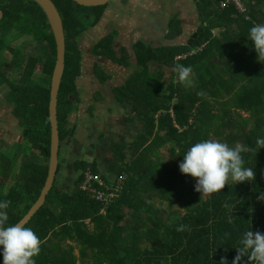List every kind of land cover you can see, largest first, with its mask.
Here are the masks:
<instances>
[{"label": "trees", "instance_id": "trees-1", "mask_svg": "<svg viewBox=\"0 0 264 264\" xmlns=\"http://www.w3.org/2000/svg\"><path fill=\"white\" fill-rule=\"evenodd\" d=\"M50 1L64 27L66 44L56 104L60 148L74 137L68 123L74 106L71 97L77 93L76 81L82 72L80 41L108 5L85 8L72 0ZM253 2L246 1L250 19L244 20L234 7L220 9L219 0L198 1L206 26L202 25L190 46L134 45L135 70L115 90L117 101L132 107V121L143 125L132 143L120 147L116 143L112 151V171L115 177L126 176L125 191L106 207L79 192L86 170L103 175L95 163H76L80 176L73 194L57 188L54 179L42 208L24 226L32 228L41 241L40 252L33 257L36 264H232L242 232L249 228L264 232V200L257 199L264 192V147L256 145V138L264 137V57H257L247 37L253 23H264V0ZM0 14V56L4 59V51L9 50L11 63L19 66L15 80L0 70V83L9 87L7 99L26 148L43 158L40 165L28 162L22 144L23 163L14 149L19 144L0 154V200L7 201V224H16L38 201L47 177L48 103L56 49L46 15L34 1L0 0ZM216 29L218 33L213 34ZM13 30L27 37L26 45L13 47L4 39V33ZM113 40V35L103 38L92 47L93 54H107L130 67L127 59L116 55ZM203 44L202 51L177 58ZM29 45H34L36 54H26ZM151 62L162 68L152 72ZM175 64L191 66L190 85L179 81ZM169 68L172 78L165 83ZM38 69L42 78L35 80ZM204 139L240 144L245 166L254 169V178L238 183L229 179L219 192L205 198L194 187L196 178L164 162L161 148L169 145L172 157L182 161L187 148ZM10 180L14 184L8 187ZM181 224L185 228L177 231ZM237 264L255 261L245 254Z\"/></svg>", "mask_w": 264, "mask_h": 264}, {"label": "crops", "instance_id": "crops-1", "mask_svg": "<svg viewBox=\"0 0 264 264\" xmlns=\"http://www.w3.org/2000/svg\"><path fill=\"white\" fill-rule=\"evenodd\" d=\"M197 6L194 0H112L100 21L84 33L88 42L80 41L82 72L76 81L77 93L71 97L74 106L68 123L69 128H74V137L68 144L65 142L60 145L58 173L55 177L57 188L71 194L75 192L80 176V172L76 171V163L85 160V153L92 164L103 161L104 151L111 146V132L119 123L140 126L134 137L124 142V145L132 143L142 132L141 122L132 121V107L127 103H119L115 95V90L126 84L135 70L134 45L142 42L153 49L192 45L202 25L206 26ZM217 33V29L213 31V34ZM195 34L197 36L194 39ZM108 35H113L116 55L127 59L130 67L121 65L123 63L119 60L116 62L107 54H93L92 47ZM90 38L93 42L89 47L90 54L87 53L88 57L85 58L83 46H89ZM122 53H126V56ZM161 68L159 63H150L152 72ZM171 78L172 70L169 68L165 83ZM175 80H178L177 77ZM8 94V85L0 83V154L23 137L12 114L13 105L7 99ZM82 150L86 152L82 153ZM108 152L113 153L111 149ZM95 164L98 169L102 168L101 163ZM107 178L113 179L115 176Z\"/></svg>", "mask_w": 264, "mask_h": 264}, {"label": "clouds", "instance_id": "clouds-1", "mask_svg": "<svg viewBox=\"0 0 264 264\" xmlns=\"http://www.w3.org/2000/svg\"><path fill=\"white\" fill-rule=\"evenodd\" d=\"M247 37L252 42L257 57H264V23H253L248 29ZM173 71L176 72L179 81L191 84V66L175 64ZM256 145L258 149L264 147V137H257ZM241 152L242 147L238 143L230 146L220 140L204 139L187 148L178 167L182 174L196 178L194 187L197 191L213 194L219 192L229 179L238 183L254 178V169L245 166ZM257 199L264 200V192H260ZM224 207L231 209L232 206L225 204ZM6 208L7 201L0 200L2 264H36L33 257L40 252L39 237L30 227H24L19 223L7 224ZM184 228L185 225H178L177 231ZM238 244L232 264H237L245 254L248 260H254L255 264H264V232L252 231L249 228L242 232Z\"/></svg>", "mask_w": 264, "mask_h": 264}, {"label": "rangeland", "instance_id": "rangeland-1", "mask_svg": "<svg viewBox=\"0 0 264 264\" xmlns=\"http://www.w3.org/2000/svg\"><path fill=\"white\" fill-rule=\"evenodd\" d=\"M1 35H3L2 32L0 33V36ZM5 38H6V40L9 41V44L11 46H13V47H17L19 45L23 46V45L27 44V42H26V38L27 37L25 35H20L15 30L10 32L9 35L7 33H4V39ZM91 40L92 39L90 38L89 39V41H90L89 42V46H87V45L83 46V53H84V57L85 58H87L88 54H90V52H88V51H89L90 44L93 42ZM84 41L86 43L88 42L87 38H85V36L83 34V39H82L81 43H83ZM25 52H26V54H36L37 53V49L34 47V45H32V46L29 45ZM122 55H124V57H125V53H122ZM12 58H13V54L9 50L4 51V59L2 58V56H0V70L5 71V73L7 74L8 77H10L11 80H15V79H17L19 77V66L18 65L15 66L13 63H11ZM4 62H5V66H4ZM39 72H40L39 69L36 70L37 75H35V80H39V79L42 78L40 76ZM193 76L194 75L191 73V81L192 82H193ZM187 85H190V84H185V86H187ZM7 123L8 124L10 123L9 119L7 120ZM16 125H17V128L19 129L20 133H22L21 128L18 125V122L16 123ZM138 127H140L138 124H125V123L121 124V123H119V125L116 127V129H114L113 132H111L110 140H109L110 141L109 144H111V146L108 147L106 151H104V153H103V161L95 162L97 164L101 163V167L102 168H99V171H101V173L105 177H114L116 175L112 171V164H113V160H115V153H111V152L109 153L108 150L111 149L113 151V149L115 147H117L115 145L116 143L120 147L122 144H124V142L130 141V139L134 137L133 135L138 131V129H139ZM23 139H24V137H22V140L20 142H18V143H20L19 147H15L14 148L16 150L17 154L19 155V157L21 158V159H19V162L23 163V161L25 160V158H23V154H21L22 151L19 150L21 148L20 146L22 144V149L24 150V153L26 155V159H27L28 162H30V161L37 162L38 165H40V163L43 164V161H42L43 158L40 157L39 153L34 152V151H30L28 146L26 148V143H24ZM18 143H15V144H18ZM3 146L4 147L6 146V148L9 147L6 144H3ZM160 151H161L162 157L164 159V162L168 166H170L172 169H178L177 167H178V164H179L180 161H179V159L177 157L176 158L172 157L171 147L168 145L167 147L161 148ZM81 152L85 153L86 150H82ZM14 154L17 155L16 153H14ZM14 154L10 155V159L14 160V158H15ZM83 155H84L83 158L85 159L83 162L92 165V163H90L89 159L87 157H85V155H87V154L85 153ZM16 173H17V171L15 170V172H14V174H12V176L16 175ZM66 182H67V180H66ZM13 184H14V181L10 180L8 182V187L12 186ZM68 184L69 183H67L66 185H68ZM62 191H64V190H62ZM68 193L71 194L70 192H68ZM203 195H204L205 198H207V197L211 196L212 194L203 193ZM156 202L159 203L158 200H156ZM174 209L175 210H179L180 212H182V209L179 206H175Z\"/></svg>", "mask_w": 264, "mask_h": 264}, {"label": "water", "instance_id": "water-1", "mask_svg": "<svg viewBox=\"0 0 264 264\" xmlns=\"http://www.w3.org/2000/svg\"><path fill=\"white\" fill-rule=\"evenodd\" d=\"M38 4L46 15L55 42V63L50 78L48 118L50 123V149L47 177L42 188L41 195L34 206L29 210L18 223L25 226L33 216L42 208L45 197L53 186L58 167V130L56 119L57 93L60 85L62 73L65 69V34L61 19L55 6L50 0H31ZM76 4L85 8H97L108 5L112 0H72ZM196 34L193 38H196ZM192 39V40H194Z\"/></svg>", "mask_w": 264, "mask_h": 264}, {"label": "built area", "instance_id": "built-area-1", "mask_svg": "<svg viewBox=\"0 0 264 264\" xmlns=\"http://www.w3.org/2000/svg\"><path fill=\"white\" fill-rule=\"evenodd\" d=\"M196 2L201 0H194ZM246 1L248 4L254 3L253 0H219V8L222 10L234 7L237 14L243 17L244 20H249L247 13ZM206 44L198 46L189 53L180 54L177 58H183L188 54H196L202 51ZM125 175L115 177L113 179H105L103 175L92 173L90 169L82 174L81 182L78 185V191L84 194L90 201L103 204L105 207L116 202L122 193L125 191Z\"/></svg>", "mask_w": 264, "mask_h": 264}]
</instances>
